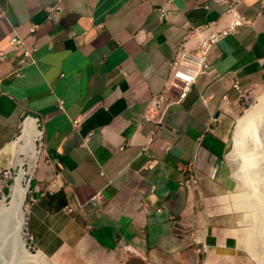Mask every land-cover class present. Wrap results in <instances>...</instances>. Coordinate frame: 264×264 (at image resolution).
<instances>
[{"label":"crops","instance_id":"0c3cea01","mask_svg":"<svg viewBox=\"0 0 264 264\" xmlns=\"http://www.w3.org/2000/svg\"><path fill=\"white\" fill-rule=\"evenodd\" d=\"M168 1L0 0V155L39 120L27 228L52 264H254L240 211L255 203L234 199L231 126L264 89V0L242 1L253 25L217 43L210 74L154 132L144 115L178 48L228 11L175 0L162 12ZM191 174L199 184L181 187Z\"/></svg>","mask_w":264,"mask_h":264},{"label":"rangeland","instance_id":"374dc122","mask_svg":"<svg viewBox=\"0 0 264 264\" xmlns=\"http://www.w3.org/2000/svg\"><path fill=\"white\" fill-rule=\"evenodd\" d=\"M258 105H264V89L246 93L241 104V110L232 118L231 157L234 161L233 170L237 178V189L234 199L235 197L244 194L249 203V200H251L249 198L251 192L255 203L254 208L253 204L250 202L252 205L250 206L249 211L239 210L243 215L244 233L241 242L246 251L247 257L254 264H264V242L260 243L257 240L258 231L264 228V219H261V216H264V112L263 114H260L258 118L256 117L257 119L254 118L252 122L241 124V120L245 118L247 111L254 107H258ZM255 121L256 123H254ZM24 123L22 126L23 128L20 129L15 141H18V139L21 138ZM251 123L252 125H250ZM256 131L258 135L255 133ZM37 147L39 150V141L37 142ZM13 164L14 159L11 154L0 155V212L2 203L5 202V198H9L11 187L14 185L13 177L16 175V169L13 168ZM25 168L27 169V166ZM34 177L35 172L33 175L29 174L28 176L30 189L26 199L27 210L32 202V181L34 180ZM254 195L257 196V203ZM253 214H255V216H253ZM27 218L23 232V240L25 242L28 256L33 258H22L17 247L9 241L8 247L5 245V247L1 248V251L3 252H1L2 254L0 256V264H52L50 259L41 253L34 245L33 238L28 232ZM12 251H14V253Z\"/></svg>","mask_w":264,"mask_h":264},{"label":"built area","instance_id":"2783aa9c","mask_svg":"<svg viewBox=\"0 0 264 264\" xmlns=\"http://www.w3.org/2000/svg\"><path fill=\"white\" fill-rule=\"evenodd\" d=\"M174 1L169 0L162 12L175 9ZM212 1L218 5H226L228 11L221 21L210 23L201 29L190 32L178 48L170 64L169 76L162 91L152 98L144 115V121L155 127L154 132L163 124L164 117L170 109L180 105L187 98L197 80L210 74L212 70V53L217 43L240 28L253 25V21L242 16L238 10L243 0ZM13 42L16 49L24 47L23 41L19 38L14 39ZM24 51L25 58L30 59L32 53L28 50ZM26 59L21 61V68L27 64ZM20 69L17 70L16 74L20 73ZM235 87L238 89V85H235ZM206 100L207 98L203 97V101ZM89 116L90 114H87L74 121L75 128H78ZM35 121L41 132L39 120ZM166 150H170V146H167ZM198 184V177L191 174L180 183V186L194 188ZM92 203L100 210L104 203L103 194L98 192ZM143 208L146 209V207ZM204 252H208L206 248H204Z\"/></svg>","mask_w":264,"mask_h":264},{"label":"bare ground","instance_id":"6f19581e","mask_svg":"<svg viewBox=\"0 0 264 264\" xmlns=\"http://www.w3.org/2000/svg\"><path fill=\"white\" fill-rule=\"evenodd\" d=\"M263 112L264 105H258V107L252 108L247 111L245 118L241 120V124L252 122L254 118H258L260 114H263ZM254 123H256V121ZM250 125H252V123ZM255 133H257V131ZM40 137L41 132L37 122L32 119H27L24 123L21 138L18 139V141L12 142L5 149L6 153L13 156V168L16 169V175L13 177L14 185L11 187L10 196L9 198H5V202L1 205L0 256L2 254L1 252H3L1 251V248L5 247V245L8 247V243L11 241V243L17 247V250L22 258H33L28 256V252L26 251L25 242L23 240V232L26 226V218L28 214L26 207V199L30 189L28 176L29 174L33 175L37 167L40 153L37 147V142ZM26 166L27 169L25 168ZM254 198L257 203V196L254 195ZM257 208L259 209L258 206ZM261 219L263 220L264 216H261ZM257 236V240L260 243L264 242V228L258 231ZM12 252L14 253V251Z\"/></svg>","mask_w":264,"mask_h":264}]
</instances>
